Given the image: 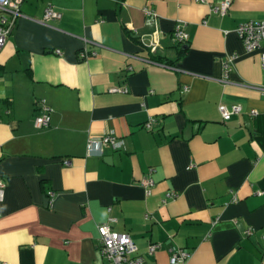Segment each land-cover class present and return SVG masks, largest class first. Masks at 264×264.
<instances>
[{
  "label": "crops",
  "instance_id": "obj_1",
  "mask_svg": "<svg viewBox=\"0 0 264 264\" xmlns=\"http://www.w3.org/2000/svg\"><path fill=\"white\" fill-rule=\"evenodd\" d=\"M223 1L24 0L0 51V264H106L109 218L147 264L176 250L181 264H264V46L246 53L235 32L264 21V0H231L221 16ZM47 6L59 21L42 22ZM42 100L50 123L37 129ZM220 105L241 113L223 121ZM109 133L122 147L88 156L87 140Z\"/></svg>",
  "mask_w": 264,
  "mask_h": 264
},
{
  "label": "built area",
  "instance_id": "obj_2",
  "mask_svg": "<svg viewBox=\"0 0 264 264\" xmlns=\"http://www.w3.org/2000/svg\"><path fill=\"white\" fill-rule=\"evenodd\" d=\"M24 0H0V51L3 48L9 34L15 26L16 19L21 16L20 7ZM231 5V0H224L218 7L212 8V11L225 16ZM145 14L151 15L153 12L147 8L144 9ZM61 19V14L54 10L51 6H47L43 14V23L49 21H59ZM237 36L242 41L246 53H251L255 50L260 49L264 46V21L260 22H248L238 25L235 30ZM174 40L178 44H185L188 41L187 34L180 28L177 27L174 34ZM86 43H88L86 41ZM157 43H153L149 46V51L155 53ZM56 54H60V51H55ZM96 53L84 48L79 53L82 60H86L90 57H94ZM237 55L232 54L225 57L223 60V72L220 82L227 84L229 83V76L233 70V65L237 60ZM260 68L264 72V53L259 56ZM186 89L184 88V91ZM110 93H124L126 92L123 88H112L109 90ZM41 114L35 118V127L37 129H44L49 126L50 123V113L51 109L45 103L44 100L41 101L40 105ZM221 119L227 121L232 115H238L241 113V107L238 105H232L226 107L220 105L218 107ZM250 115L255 117L257 113L251 111ZM153 126V120H149L144 128L146 130H151ZM122 147V142L120 138L114 134H105L101 138L87 140V155L91 156L93 154L102 156L105 148H112L113 150H118ZM65 166L71 165V162L65 160ZM153 170H149L148 174L139 182V184L145 190L146 196L151 194L154 187V181L151 177ZM4 183L0 179V202L4 197ZM260 194V193H258ZM173 192H167L165 195L166 202L167 199L175 198ZM48 203L51 207L53 204L54 193L47 192ZM115 220L109 218L106 223L101 224L97 227L99 235V246L100 253L106 264H147L145 260L137 254L138 250L131 238L126 234H121L113 231L110 224ZM250 231L246 232V235H250ZM159 244L150 245L148 247V253L153 254L158 248ZM189 254L182 251L176 250L170 254V264H181L187 258Z\"/></svg>",
  "mask_w": 264,
  "mask_h": 264
},
{
  "label": "trees",
  "instance_id": "obj_3",
  "mask_svg": "<svg viewBox=\"0 0 264 264\" xmlns=\"http://www.w3.org/2000/svg\"><path fill=\"white\" fill-rule=\"evenodd\" d=\"M183 53H184L183 51H180V54H183ZM151 60H153V62H155V63L166 64L163 60L157 59L154 57Z\"/></svg>",
  "mask_w": 264,
  "mask_h": 264
},
{
  "label": "water",
  "instance_id": "obj_4",
  "mask_svg": "<svg viewBox=\"0 0 264 264\" xmlns=\"http://www.w3.org/2000/svg\"><path fill=\"white\" fill-rule=\"evenodd\" d=\"M182 49H183V50L186 49V46H184Z\"/></svg>",
  "mask_w": 264,
  "mask_h": 264
}]
</instances>
